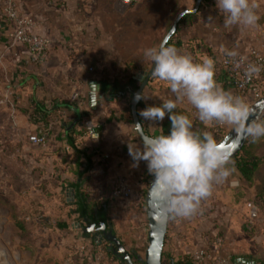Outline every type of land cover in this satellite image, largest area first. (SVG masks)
Returning <instances> with one entry per match:
<instances>
[{
	"label": "crops",
	"instance_id": "1",
	"mask_svg": "<svg viewBox=\"0 0 264 264\" xmlns=\"http://www.w3.org/2000/svg\"><path fill=\"white\" fill-rule=\"evenodd\" d=\"M13 1L19 12L32 18L33 32L47 38L49 44L45 60L32 62L26 46L12 43V26L0 18V201L24 208L26 222L32 223L39 221L42 210L58 208L62 203L60 196L54 194L71 196L66 198V204L75 206L77 217L75 232L68 237L76 247L71 258L84 254L91 258L87 264H96L92 255L101 246L99 232L94 229L88 232L89 236L83 232L77 209V200L84 194L96 203L95 213L104 207L103 221L107 227L112 228L128 253L140 259L147 229L142 223L141 208L137 207L142 206L140 197L151 175L146 162L133 166L129 154V148L142 147L131 118V96L113 98L108 88L115 79L123 82L130 75L137 76L149 69L152 62L144 51L158 46L160 35L167 30L159 23V0H133L130 4L120 0H66L58 4L52 0ZM251 2L260 17L255 28H225L215 0H201L198 10L177 25L173 37L177 49L191 55L195 62L213 58L217 82L238 97L242 95L226 82L224 61L229 58L227 51L235 49L242 53L264 40V0ZM130 14L135 18L132 26L124 30L117 19L127 21ZM261 84L264 88V79ZM142 93L149 97L140 100L138 119L147 135H158L162 124L169 120L167 115L154 124L145 121L140 111L168 99L175 100V95L166 81L154 75ZM34 112L40 117L32 118ZM174 112L188 116L193 131L214 128L225 133L226 125L202 123L197 110L186 99L177 101ZM85 119L97 125V140L84 129ZM43 130L46 145H32L29 136ZM118 176L130 178L136 185L131 199L118 202L111 198L110 188ZM247 202L244 200L239 208L219 217L225 230L222 253L230 264H264V212L258 209L261 223L250 228ZM66 225L61 219L53 228L59 231ZM176 229L173 225L169 237L166 232L163 246L174 259L187 248L180 249V242L177 245Z\"/></svg>",
	"mask_w": 264,
	"mask_h": 264
},
{
	"label": "clouds",
	"instance_id": "2",
	"mask_svg": "<svg viewBox=\"0 0 264 264\" xmlns=\"http://www.w3.org/2000/svg\"><path fill=\"white\" fill-rule=\"evenodd\" d=\"M215 6L223 16L225 28L258 26L260 17L251 0H215ZM226 54L230 58L239 56L235 49ZM144 56L154 66L153 75L168 83L175 100L168 99L140 111L145 121L154 124L162 122L167 115L170 130L167 134H141L142 147L129 148V154L133 166H138L140 161L146 162L148 174L154 177L151 190L163 196L164 202L158 211L159 219L166 223L172 218L193 216L201 201L211 195L214 183H221L231 175L228 167L231 154L210 133L194 132L192 120L174 112L177 101L186 99L205 125L216 122L231 126L241 136L251 137L253 141L264 138V122L245 125L249 105L220 86L215 78L216 62L213 58L195 62L191 55L182 54L174 45L165 43L145 49ZM260 71L259 66L250 63L245 75L251 77ZM148 97L138 93L135 100Z\"/></svg>",
	"mask_w": 264,
	"mask_h": 264
},
{
	"label": "rangeland",
	"instance_id": "3",
	"mask_svg": "<svg viewBox=\"0 0 264 264\" xmlns=\"http://www.w3.org/2000/svg\"><path fill=\"white\" fill-rule=\"evenodd\" d=\"M194 2L195 0H159L160 26L162 28L164 26L168 30L174 18L180 12L192 9ZM134 18L135 16L130 14L127 21L124 19H117V23L122 24L124 30H128L127 28L132 26L131 22ZM166 32L164 31L163 34L160 35V42ZM122 37H125L124 34H122ZM261 96H264V88L261 89L260 97ZM241 97L248 105H251L255 101L248 96ZM263 120L264 119L260 122H264ZM225 129L226 133L235 128L226 125ZM253 147L259 157H264V138L253 141ZM228 167L231 170V175L221 183H214L211 195L207 199L201 201L198 211L193 216L170 219L167 228V237H169L168 231H171L173 225H176L178 233V235H176L178 239L177 245L180 242V249L183 248L182 246L187 247L182 251L183 255L187 252L190 253L201 247L208 246L212 238L222 236L225 230L223 228L224 226L219 223L220 215L239 208V204L244 200L254 201L256 194L264 187V164L260 165L251 182H246L241 179V177H237L236 173L233 171L236 169L233 167L232 163H230ZM233 177L237 180H232ZM254 181L256 182L255 188L253 187ZM253 188L255 193H251ZM144 194L140 197L139 201L142 206H138L137 208H141L142 223L147 229ZM54 196H60L59 198H61L64 206L61 203L62 205L58 204V208L53 206L52 208L54 209L42 210L41 212L39 209H36L40 212V218L39 221L32 223L26 222L25 217L27 214L24 208L14 206L8 201H0L1 264H87L91 259L86 258L84 254L82 256L78 254V256L75 255L71 258V255L73 256V251H76V247L73 248L72 244L74 243L72 239L71 241L68 240V237L75 232V226H77V217L76 214H74L75 206L66 204V198H70L71 196H66L65 193L54 194ZM259 210L264 212L262 208ZM33 214L36 216L37 212ZM46 216L49 217V221H45ZM61 219H63L67 225L65 229L56 231L53 228L55 227V222ZM76 232L78 233L79 231ZM145 247L146 242H144L141 252L142 258L144 257ZM99 248V250L105 254L103 246ZM182 252L179 256H181ZM92 261L95 262L94 255L92 256ZM109 263L110 262L107 261L105 264ZM112 264H118V262L115 261Z\"/></svg>",
	"mask_w": 264,
	"mask_h": 264
},
{
	"label": "built area",
	"instance_id": "4",
	"mask_svg": "<svg viewBox=\"0 0 264 264\" xmlns=\"http://www.w3.org/2000/svg\"><path fill=\"white\" fill-rule=\"evenodd\" d=\"M52 1L58 4L66 0ZM120 1L124 4H130L133 0ZM0 18L12 26V30L9 32V38L12 43L26 46L29 59L34 63H42L46 58L49 41L47 38L33 32L32 18L19 12L13 0H0ZM250 63L259 66L261 71L258 74L248 77L245 75V71ZM224 65L226 69V82L231 87L235 88L242 96L253 98L252 100L256 101L260 98L262 89L261 81L264 79V40L258 47H253L245 52L239 53V56L236 58H227L224 61ZM0 103H2V100H0ZM83 125L87 134L92 139L97 140L99 138L100 134L97 130V125L88 119L83 121ZM28 141L32 145L44 147L47 142L46 134L31 135ZM135 189L136 185L130 178L118 176L112 182L110 196L118 202L126 201L135 195ZM246 207L248 210V226L252 228L260 224L259 211L254 202L248 201ZM223 242L224 238L222 236L212 238L208 246L201 247L190 253L187 252L184 255L189 256L193 264H230L229 258L222 253ZM93 255L96 264H105L108 261L100 250H96Z\"/></svg>",
	"mask_w": 264,
	"mask_h": 264
},
{
	"label": "water",
	"instance_id": "5",
	"mask_svg": "<svg viewBox=\"0 0 264 264\" xmlns=\"http://www.w3.org/2000/svg\"><path fill=\"white\" fill-rule=\"evenodd\" d=\"M201 0H195L194 6L192 9L184 10L180 12L173 20L171 26L167 30L166 34L162 38L161 43H167L169 39L174 34L178 22L180 19L188 14H194L199 6ZM153 64L151 63L150 67L146 71H140L137 74V79L139 80L138 88L133 92L130 98V113L132 122L134 125V130L137 133L138 137L141 134L147 135L142 125L138 119L137 107L139 101L135 100V96L138 93H142L143 88L147 85L148 81L153 75ZM250 111L248 116L245 119V125L252 122H258L264 119V96L260 97L249 105ZM249 137L245 138L241 136L237 129L229 131L223 138L218 142L227 152L231 154V160L242 150L246 144ZM140 141L142 139L139 137ZM154 177H150L147 189L144 194V208L147 219V244L145 247L144 257L140 258L142 264H162V252L164 246V240L167 232L168 221L162 222L159 219L158 209L162 208L163 205V196L162 194H157L151 190V182ZM96 229L99 232V237L102 240L112 243L115 246L114 252L121 256V258L126 262V264H134L130 254L123 247L121 242L113 234V230L110 227H107L106 223H88L86 227L83 228V232L88 233ZM1 264V263H0Z\"/></svg>",
	"mask_w": 264,
	"mask_h": 264
},
{
	"label": "trees",
	"instance_id": "6",
	"mask_svg": "<svg viewBox=\"0 0 264 264\" xmlns=\"http://www.w3.org/2000/svg\"><path fill=\"white\" fill-rule=\"evenodd\" d=\"M193 14H188L183 16L178 24H180L182 21L186 20L187 18H190ZM175 34V33H174ZM169 39V41L166 43L167 45H174L175 47L177 44L173 43V37ZM178 47V46H177ZM139 86V80L136 76L130 75L126 80L123 82L115 79L111 82L110 87L108 88V92L111 97H125V96H131L133 92L138 88ZM140 103V102H139ZM32 118H39L40 116L37 114V112L31 113ZM264 121V120H263ZM170 130V120H166L162 124V132L167 134V132ZM196 133H202V132H208L211 135L214 136V138L219 142L222 140V138L226 135L221 130H214V128H209L206 131L201 130V128L195 130ZM41 133H45L46 131L43 130ZM231 163L233 167L238 172L239 177L243 179L246 182H251L253 180V177L256 173V171L259 169L260 165L264 164V157H259L255 149L253 147V140L251 137L248 138L246 144L242 148V150L231 160ZM254 204L258 209L264 210V187L259 191V193L256 194L254 199ZM78 203V212L80 218L83 220L84 227L87 226L88 223H99L104 222L103 216H104V207L101 206L99 209H97L95 213V204L88 199L87 196L84 194L81 196L80 199L77 200ZM170 222V219L168 220V224ZM105 223V222H104ZM81 227L82 229L84 228ZM168 228V226H167ZM88 233L86 235L89 236ZM166 237V236H165ZM165 242V240H164ZM96 243V242H95ZM100 245L103 246L105 255L108 257L109 264H112L113 262H118V264H126V262L114 252L116 249L115 246L107 242L105 240H101ZM130 254V253H129ZM134 264H142L141 261L130 254ZM162 264H193L192 260L187 255H182L178 257L177 259H174L169 254H167L166 251L163 250L162 252Z\"/></svg>",
	"mask_w": 264,
	"mask_h": 264
}]
</instances>
